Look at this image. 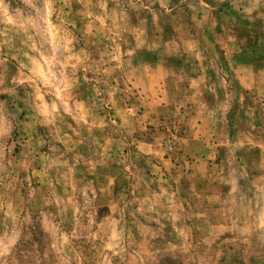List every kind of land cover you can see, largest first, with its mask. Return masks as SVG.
<instances>
[{
	"label": "rangeland",
	"instance_id": "obj_1",
	"mask_svg": "<svg viewBox=\"0 0 264 264\" xmlns=\"http://www.w3.org/2000/svg\"><path fill=\"white\" fill-rule=\"evenodd\" d=\"M0 264H264V0H0Z\"/></svg>",
	"mask_w": 264,
	"mask_h": 264
},
{
	"label": "crops",
	"instance_id": "obj_2",
	"mask_svg": "<svg viewBox=\"0 0 264 264\" xmlns=\"http://www.w3.org/2000/svg\"><path fill=\"white\" fill-rule=\"evenodd\" d=\"M199 78H202V77H200V76L198 75V79H199Z\"/></svg>",
	"mask_w": 264,
	"mask_h": 264
}]
</instances>
